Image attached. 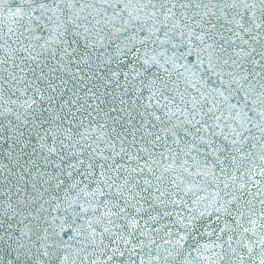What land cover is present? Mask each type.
Listing matches in <instances>:
<instances>
[{"label": "snow or ice", "instance_id": "6c2138e0", "mask_svg": "<svg viewBox=\"0 0 264 264\" xmlns=\"http://www.w3.org/2000/svg\"><path fill=\"white\" fill-rule=\"evenodd\" d=\"M0 264H264V0H0Z\"/></svg>", "mask_w": 264, "mask_h": 264}]
</instances>
